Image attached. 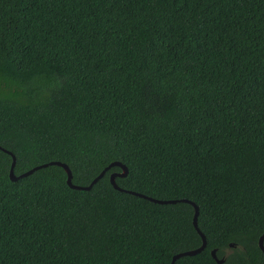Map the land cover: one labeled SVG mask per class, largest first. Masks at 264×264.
<instances>
[{"label": "trees", "instance_id": "16d2710c", "mask_svg": "<svg viewBox=\"0 0 264 264\" xmlns=\"http://www.w3.org/2000/svg\"><path fill=\"white\" fill-rule=\"evenodd\" d=\"M264 264V0H0V264ZM234 245V247H231Z\"/></svg>", "mask_w": 264, "mask_h": 264}, {"label": "water", "instance_id": "95a60500", "mask_svg": "<svg viewBox=\"0 0 264 264\" xmlns=\"http://www.w3.org/2000/svg\"><path fill=\"white\" fill-rule=\"evenodd\" d=\"M7 153H10L12 155V157H13V164H12V168H11V171H10V178L13 181L18 180L19 178H23V177L29 176V175L33 174L35 171L40 170L42 168H46V167L51 166V165H57V166L62 167L66 171V173H67V183L74 190L90 191L93 188V186L100 179H102L105 176V174L107 173V171H109L112 167H115V166L120 167L121 170H122V173L121 174H119V173H113L111 175V177H110V181H111L112 185L114 186V188L116 190L121 191V192H127L129 194H133V195H136V196H139V197L148 199V200H150V201H152L154 203H158V204H162V205H165V204H176L178 202H185V203H189V204L193 205V207L195 209L194 226H195L197 232L199 233V235L202 238V246L200 248L196 249V250L187 251V252H184V253H180L178 255H175L173 257L172 264H176V261L178 259L184 257V256H194L196 254H199L204 249H206V247H207L206 237H205V235L201 232V230L198 227L199 209H198L197 205L194 202L189 201V200H186V199H183V200H180V201H177V200H158V199H154V198H151V197H148L146 195L139 194V193H136V192H133V191H125V190L121 189L117 185L116 179L118 177H123L124 178V177H126L128 175V173H129L128 168L124 164H121V163H113V164H111L89 186L83 187V186H78V185H74L73 184V175H72L71 169L66 164L61 163V162H52V163H48V164H44V165L37 166V167L31 169L30 171H28L27 173H25V174L17 177L15 175V172H14V167L16 165V157L11 152H8L7 151ZM231 247H234V245H231ZM259 247L261 248V250L264 253V234L259 239ZM212 256H213L214 259H216V261L219 264H224L225 259H218L217 258V255H216V250L212 251Z\"/></svg>", "mask_w": 264, "mask_h": 264}]
</instances>
